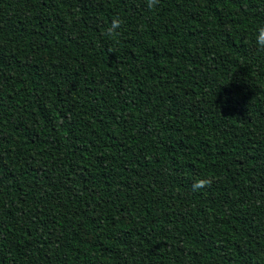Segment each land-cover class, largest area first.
<instances>
[{
	"label": "trees",
	"instance_id": "16d2710c",
	"mask_svg": "<svg viewBox=\"0 0 264 264\" xmlns=\"http://www.w3.org/2000/svg\"><path fill=\"white\" fill-rule=\"evenodd\" d=\"M260 25L264 0H0V264H264Z\"/></svg>",
	"mask_w": 264,
	"mask_h": 264
},
{
	"label": "clouds",
	"instance_id": "9594fccd",
	"mask_svg": "<svg viewBox=\"0 0 264 264\" xmlns=\"http://www.w3.org/2000/svg\"><path fill=\"white\" fill-rule=\"evenodd\" d=\"M160 3V0H145L146 7L149 10H155ZM124 21L120 17H114L111 23L107 26L104 31V37L108 40L114 42V44L119 43V37L121 35V29ZM255 36V46L259 51L264 52V25H260L256 32ZM209 180L207 178L197 179L193 183V190H199L203 187H206L209 184Z\"/></svg>",
	"mask_w": 264,
	"mask_h": 264
}]
</instances>
